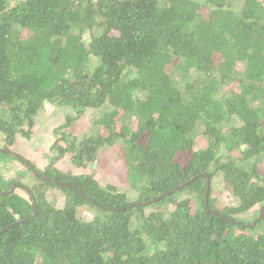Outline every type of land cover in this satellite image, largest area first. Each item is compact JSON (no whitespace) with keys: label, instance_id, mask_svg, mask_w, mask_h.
I'll return each instance as SVG.
<instances>
[{"label":"trees","instance_id":"16d2710c","mask_svg":"<svg viewBox=\"0 0 264 264\" xmlns=\"http://www.w3.org/2000/svg\"><path fill=\"white\" fill-rule=\"evenodd\" d=\"M44 103L72 115L30 193L0 186V264H264V0H0V161ZM88 110L96 133L67 139ZM116 143L134 202L53 167ZM216 173L237 206L205 202ZM80 206L94 217L77 219Z\"/></svg>","mask_w":264,"mask_h":264},{"label":"rangeland","instance_id":"374dc122","mask_svg":"<svg viewBox=\"0 0 264 264\" xmlns=\"http://www.w3.org/2000/svg\"><path fill=\"white\" fill-rule=\"evenodd\" d=\"M25 34H27L25 30ZM85 44L89 41V35L86 33L83 36ZM100 114V113H99ZM72 115L68 107H59L44 103L41 110L35 117L34 133L29 140H25L21 136L15 137L14 143L10 148L9 153H14L22 158V162L17 158L4 157L0 161V186L6 187L9 180L18 181V185H12L10 190H16L18 194H22L21 187L25 191L34 184L36 180L31 166L39 171H43L52 163V158L57 155L56 150H51V145L56 141L54 130L64 124L65 116ZM98 115L94 110H88L78 120L74 121L70 127L63 129V133L68 134L67 139L75 138L80 141L86 136L96 133L94 126V116ZM101 115V114H100ZM206 146L205 137L198 135L195 139L194 149L199 150ZM4 147L3 135L0 132V150ZM120 143H116L113 147H104L99 149L96 158L93 162L88 163L83 168H77L71 161V155L66 154L61 159L53 164V167L63 173L73 175H91L101 188L113 186L118 192L124 193L128 201L134 202L137 198V192L129 187L126 180V169L117 152ZM11 156V155H10ZM253 164V161L242 163L243 167L248 168ZM257 171L264 176V156L256 165ZM26 192V191H25ZM49 205L58 209L64 204V196L58 189L50 188L45 194ZM178 198H189L192 202L201 199L200 196H191L186 193L178 195ZM208 200L211 201V206L215 209L221 206H237V199L232 197L231 193L225 189L223 177L220 173H216L209 180ZM166 208H161L163 210ZM150 208H146V213L150 212ZM168 210V209H167ZM257 211V207L252 210L236 216L242 221L251 220ZM95 215V212L87 206L76 208V217L81 221H89Z\"/></svg>","mask_w":264,"mask_h":264},{"label":"water","instance_id":"95a60500","mask_svg":"<svg viewBox=\"0 0 264 264\" xmlns=\"http://www.w3.org/2000/svg\"><path fill=\"white\" fill-rule=\"evenodd\" d=\"M11 156H13L14 158H17V159H21L22 160V158H20L18 155H16V154H14V153H9ZM205 175V177H206V188H205V191H204V200H205V202H207L208 201V193H209V179H208V177L206 176V174H204ZM53 182H55V181H53ZM183 185H180L179 187H176V188H174V189H171V190H169V191H167L165 194H170V193H172V192H175V191H177L180 187H182ZM25 191H27V192H29L28 191V189L26 190L25 189ZM1 192V191H0ZM30 193V192H29ZM165 194H162L160 197H163ZM150 202H153V200L152 201H150ZM144 204V203H143ZM142 204V205H143ZM263 209H264V207H261L260 208V210H259V214H258V216L259 217H261V214H262V211H263Z\"/></svg>","mask_w":264,"mask_h":264},{"label":"clouds","instance_id":"9594fccd","mask_svg":"<svg viewBox=\"0 0 264 264\" xmlns=\"http://www.w3.org/2000/svg\"><path fill=\"white\" fill-rule=\"evenodd\" d=\"M11 190H12V189H11ZM11 190H10V191H11Z\"/></svg>","mask_w":264,"mask_h":264}]
</instances>
